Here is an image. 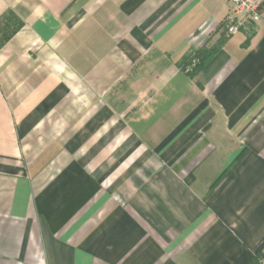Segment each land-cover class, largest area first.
I'll return each instance as SVG.
<instances>
[{"label":"crops","instance_id":"0c3cea01","mask_svg":"<svg viewBox=\"0 0 264 264\" xmlns=\"http://www.w3.org/2000/svg\"><path fill=\"white\" fill-rule=\"evenodd\" d=\"M228 13L0 0V264H264V14Z\"/></svg>","mask_w":264,"mask_h":264},{"label":"built area","instance_id":"2783aa9c","mask_svg":"<svg viewBox=\"0 0 264 264\" xmlns=\"http://www.w3.org/2000/svg\"><path fill=\"white\" fill-rule=\"evenodd\" d=\"M229 13L222 23V29L228 35L241 32L249 25H256L264 14V0H228ZM196 62L186 67L191 72Z\"/></svg>","mask_w":264,"mask_h":264},{"label":"trees","instance_id":"16d2710c","mask_svg":"<svg viewBox=\"0 0 264 264\" xmlns=\"http://www.w3.org/2000/svg\"><path fill=\"white\" fill-rule=\"evenodd\" d=\"M245 32L247 33V38L245 41V45H248L253 38V36L256 33V26H249ZM221 48V46L214 47L213 49H210L204 54L196 56V57H190L184 66L182 67V70L185 72L186 67L192 65L193 62H196V65L193 67L191 72L186 73L189 77H195L197 74H199L203 69L204 66L207 64V62L213 58V56L217 53V51Z\"/></svg>","mask_w":264,"mask_h":264}]
</instances>
